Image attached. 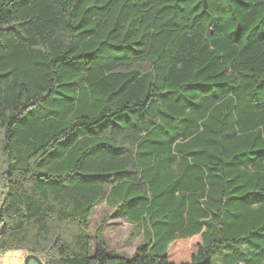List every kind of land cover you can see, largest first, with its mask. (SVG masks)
Listing matches in <instances>:
<instances>
[{
  "label": "trees",
  "instance_id": "trees-1",
  "mask_svg": "<svg viewBox=\"0 0 264 264\" xmlns=\"http://www.w3.org/2000/svg\"><path fill=\"white\" fill-rule=\"evenodd\" d=\"M103 203L149 213L131 256L101 226L92 251ZM15 249L264 264V0H0V251Z\"/></svg>",
  "mask_w": 264,
  "mask_h": 264
},
{
  "label": "rangeland",
  "instance_id": "rangeland-1",
  "mask_svg": "<svg viewBox=\"0 0 264 264\" xmlns=\"http://www.w3.org/2000/svg\"><path fill=\"white\" fill-rule=\"evenodd\" d=\"M60 147L61 144H59L57 150ZM52 163H43L38 166V170H48ZM148 214L145 213L141 221L137 222L133 220L134 217L129 216L128 218H124L119 212L114 210V207L103 203L94 210L90 218L89 230L92 236V251L94 249L95 232L101 226L109 251L118 255L131 256L136 248L146 241L145 238L152 233L147 223V220H149ZM152 238L155 237L152 235ZM193 246L194 241L187 246L183 243H178L174 254L176 255L179 251L191 250ZM166 247L167 243L162 240L158 251L163 252ZM26 256L27 253L23 249L2 250L0 251V264H24ZM29 264L39 263L35 259H32Z\"/></svg>",
  "mask_w": 264,
  "mask_h": 264
},
{
  "label": "water",
  "instance_id": "water-1",
  "mask_svg": "<svg viewBox=\"0 0 264 264\" xmlns=\"http://www.w3.org/2000/svg\"><path fill=\"white\" fill-rule=\"evenodd\" d=\"M35 259L36 261H38L39 264H44V262L42 261V259L33 253H29L27 254V256L25 257V263L24 264H29L30 260Z\"/></svg>",
  "mask_w": 264,
  "mask_h": 264
}]
</instances>
